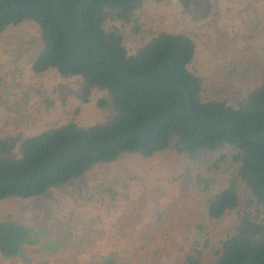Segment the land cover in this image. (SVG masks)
Here are the masks:
<instances>
[{
  "label": "trees",
  "instance_id": "trees-1",
  "mask_svg": "<svg viewBox=\"0 0 264 264\" xmlns=\"http://www.w3.org/2000/svg\"><path fill=\"white\" fill-rule=\"evenodd\" d=\"M166 1L0 0V35L23 23L38 27L35 74L56 70L81 78L82 99L103 92L97 105L114 111L93 126L69 122L0 139V201L43 197L127 154L148 158L172 150L206 165L216 157L196 177L208 196L183 264H264V76L254 87L217 96L192 69L198 55L192 35L162 29L131 50L125 31H143V11ZM180 1L185 9L206 2L201 18H208L211 0ZM228 162L231 173L224 170ZM63 246L50 230L13 215L0 218L6 259L26 258L29 248L48 255ZM112 256L103 264H122Z\"/></svg>",
  "mask_w": 264,
  "mask_h": 264
},
{
  "label": "rangeland",
  "instance_id": "rangeland-1",
  "mask_svg": "<svg viewBox=\"0 0 264 264\" xmlns=\"http://www.w3.org/2000/svg\"><path fill=\"white\" fill-rule=\"evenodd\" d=\"M211 1L206 19L201 18L208 12L206 2H194L189 9L180 0L150 6L142 14L143 31L130 29L124 35L131 50L162 29L192 35L198 45L192 69L205 77L210 94L227 97L230 89L263 81L264 0ZM39 48V30L31 23L0 35V139L26 137L69 122H108L113 108L97 105L103 92L85 102L81 78H64L56 70L34 73ZM216 162L213 157L207 165L193 164L172 150L148 158L127 154L96 165L43 197L0 201V218L26 220L64 243L48 255L39 248H29L26 258L0 255V264H103L116 254L122 264H183L208 196L196 186V177ZM226 169L231 173L230 162ZM216 234L212 231V237Z\"/></svg>",
  "mask_w": 264,
  "mask_h": 264
}]
</instances>
